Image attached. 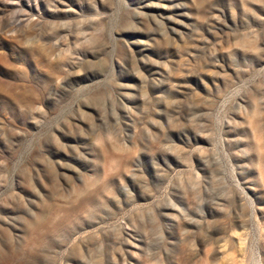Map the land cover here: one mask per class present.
Here are the masks:
<instances>
[{
    "label": "rangeland",
    "instance_id": "374dc122",
    "mask_svg": "<svg viewBox=\"0 0 264 264\" xmlns=\"http://www.w3.org/2000/svg\"><path fill=\"white\" fill-rule=\"evenodd\" d=\"M0 264H264V0H0Z\"/></svg>",
    "mask_w": 264,
    "mask_h": 264
}]
</instances>
